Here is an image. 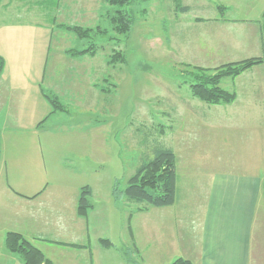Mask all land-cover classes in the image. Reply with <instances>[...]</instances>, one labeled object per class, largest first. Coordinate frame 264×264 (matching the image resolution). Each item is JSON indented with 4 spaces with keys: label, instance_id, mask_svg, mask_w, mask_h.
<instances>
[{
    "label": "crops",
    "instance_id": "1",
    "mask_svg": "<svg viewBox=\"0 0 264 264\" xmlns=\"http://www.w3.org/2000/svg\"><path fill=\"white\" fill-rule=\"evenodd\" d=\"M20 3L26 5L23 13L28 9L33 13V5L39 7L38 0H0V7L13 10L12 7ZM23 13L19 18L0 15V55L5 59L0 75V231L5 236L9 231L23 234L53 264H143L148 257L155 264L158 261L173 264L179 258L189 260L191 264H264V62L230 77L234 78L231 89L223 87L236 95L234 101L222 103L226 105L222 110L227 115L231 118L234 115H251L261 117L260 120L253 123L250 120L245 125L248 134H243L244 129L239 124H230L229 129L222 124L216 126L225 133L229 130L234 134L238 132L234 137L239 143L232 152L221 155L216 147L213 154V149L209 148L204 162L201 156L193 157L195 152L192 150L186 152L183 161L175 152V202L169 206L136 210L127 220L129 238L123 236L124 247L119 251L108 234L101 235L95 230L102 222L90 198L94 195V188L86 185L91 190L88 196L90 206L80 213L79 200L84 186L71 190L50 184L44 177V171H39L40 165H44L41 161L43 148L52 145V142L42 140L39 132L44 128L43 124L66 112L60 96L64 94L55 90L57 81H64L66 97L74 92L73 88H65L67 77H59L57 71H67L69 65L71 68L83 62L92 64L97 51L73 54L71 49H63L61 53L64 55L56 57V61L51 63L53 71L47 75L49 59L42 67L38 59L31 58L30 62L21 60L20 39L24 36L28 39L35 35L38 37L44 28V32L48 31L47 26L39 22L23 20ZM196 19L205 20L201 17ZM257 21L254 27L244 23L246 28L242 39L253 46L240 60L264 58V8ZM58 24L55 20L56 26L66 29ZM207 34L213 36L210 30ZM59 35L63 40L64 33ZM224 37L219 47H226L227 53L243 48V42L232 44L229 36ZM44 42L43 50L47 46L46 38ZM212 46L216 47L215 44ZM226 61L222 64L239 60L231 58ZM96 73L93 70L92 74ZM93 82L95 90L89 94L93 102H84L86 105L92 103L91 106L99 100L97 77ZM48 93L62 103L63 109L53 107ZM195 98L188 104L190 112H182L181 116L193 115L191 111L202 112L210 105L221 106L208 105L202 100L195 101ZM191 127L194 128L188 126L187 129L191 131ZM225 139L230 140L231 137L226 134ZM193 144L196 142H186L192 148ZM203 163L210 167L205 169ZM141 219L145 255L141 252L143 248L139 246V231L134 222ZM91 234H95V239ZM105 238L111 244L104 245L101 241ZM156 252L161 255L158 257ZM163 258L168 259L167 262H161ZM0 264L24 263L4 243L0 246Z\"/></svg>",
    "mask_w": 264,
    "mask_h": 264
},
{
    "label": "rangeland",
    "instance_id": "2",
    "mask_svg": "<svg viewBox=\"0 0 264 264\" xmlns=\"http://www.w3.org/2000/svg\"><path fill=\"white\" fill-rule=\"evenodd\" d=\"M38 1L39 7L33 5V13L29 9L22 12L26 8L25 3L13 6V10L0 7V15L19 18L23 13V20L47 26L48 31L44 32V28L38 37L35 35L28 39L24 36L20 39L22 61L38 59L42 67L49 59L48 75L53 71L51 63L64 55L61 53L63 49L97 47L94 63L83 62L71 68L69 65L67 71H57L59 77H67L65 88H73L74 92L69 93L71 97L67 106L69 96H65L64 81H57L55 90L64 94L60 96L66 112L43 124L44 128L39 132L42 140L52 142L43 148L45 157L43 154L41 161L44 165H40L42 170L39 171H44V177L50 184L71 190L90 184L94 188V195L90 198L102 222L95 230L101 235L108 234L120 251L124 247L123 236L129 238L127 220L133 207L114 198L116 183L124 189L138 167L154 158L162 147L172 148L182 161L189 150L195 152L193 157L201 156L203 162L207 160L209 148L213 149V154L216 147L221 155L232 152L239 143L234 137L238 132L234 134L229 130L225 133L216 126L222 124L229 129L230 124H239L244 129L243 134H248L245 125L250 120L251 123L260 120L261 117L251 115H234L231 118L222 110L225 109L224 104L207 106L198 113L191 111L193 115L190 116L181 115L182 112H190L188 104L194 102L190 87L194 71L190 67H216L225 60H240L246 55L253 44L247 45L242 33L245 24L254 27L258 23L264 0L143 1L133 5L135 23L129 36L120 35L113 29L108 16L109 12L113 13V6L102 0H61L56 9L47 7L42 0ZM219 5L225 6V10L222 11ZM186 6L189 10L183 11L181 8ZM196 17L205 20H197ZM55 20L60 24L82 25L94 30L90 35L80 37L73 31L56 26ZM100 28L107 32H100ZM209 30L213 36L207 34ZM60 33L65 35L63 40ZM224 35L230 37L232 44L243 42V48L227 53L226 47H219ZM44 38L47 46L43 50ZM118 51L121 52L120 58ZM111 58L115 60L109 62ZM93 70L97 73L92 74ZM95 77L99 81V100L94 101L93 107L92 103L86 105L84 102H93L89 94L95 90ZM232 79L223 78L220 85L231 89ZM195 99L201 101L197 97ZM188 126L194 128L189 131ZM226 134L230 140L225 139ZM189 140L196 142L193 148L186 145ZM202 167L208 169L210 165L203 163ZM134 222L139 231V246L145 255L142 219ZM91 235L95 239V234ZM5 237L0 231V246L5 243ZM155 255L159 257L161 254L156 252ZM146 260L143 264H155L149 257ZM167 260L163 258L161 262ZM156 264L162 263L158 261Z\"/></svg>",
    "mask_w": 264,
    "mask_h": 264
},
{
    "label": "trees",
    "instance_id": "3",
    "mask_svg": "<svg viewBox=\"0 0 264 264\" xmlns=\"http://www.w3.org/2000/svg\"><path fill=\"white\" fill-rule=\"evenodd\" d=\"M105 4L113 6V13H108L110 23L120 35L129 36L135 23L134 6L147 0H102ZM61 0H42L47 3V7L60 6ZM117 6V7H116ZM222 11L225 6H218ZM115 8V9H114ZM183 11H188L189 7H182ZM73 31L80 37L90 35L94 30L91 27L82 25L58 24ZM106 33V29H99ZM97 47L94 45L81 50H71L73 54L95 53ZM118 51L117 56L121 57ZM116 58V55H115ZM111 58L109 62L115 60ZM124 59V57H123ZM263 57H251L239 61L221 64L216 67H202L188 65L194 71L193 81L190 83L192 95L208 104L230 103L235 99V92L224 89L220 83L223 78L236 77L255 65L262 64ZM5 64V59L0 55V75ZM55 109L63 107L56 97L47 96ZM1 155V147H0ZM177 168L176 154L170 147H162L156 151L154 158L141 164L127 182L124 189H120L118 183L113 187V195L117 200L124 199L125 204L133 207L129 213L128 220L136 210H143L148 207H163L172 205L176 199ZM90 187L84 186L81 190L79 200V212L83 213L89 206L88 196ZM104 245L111 244L108 239H102ZM5 246L11 252L17 254L24 264H53L31 240L23 234L9 231L5 237ZM173 264H191L189 260L179 258Z\"/></svg>",
    "mask_w": 264,
    "mask_h": 264
}]
</instances>
